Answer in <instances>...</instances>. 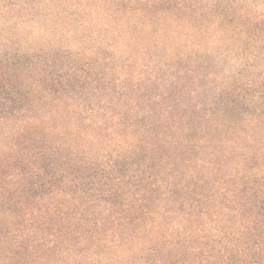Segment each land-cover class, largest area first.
Masks as SVG:
<instances>
[{
  "label": "trees",
  "instance_id": "trees-1",
  "mask_svg": "<svg viewBox=\"0 0 264 264\" xmlns=\"http://www.w3.org/2000/svg\"><path fill=\"white\" fill-rule=\"evenodd\" d=\"M0 264H264V0H0Z\"/></svg>",
  "mask_w": 264,
  "mask_h": 264
}]
</instances>
